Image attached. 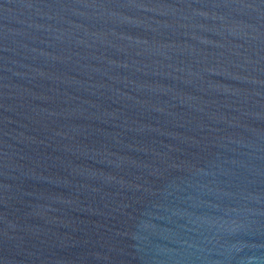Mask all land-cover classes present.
Returning a JSON list of instances; mask_svg holds the SVG:
<instances>
[{
	"label": "water",
	"instance_id": "95a60500",
	"mask_svg": "<svg viewBox=\"0 0 264 264\" xmlns=\"http://www.w3.org/2000/svg\"><path fill=\"white\" fill-rule=\"evenodd\" d=\"M0 264H264V0H0Z\"/></svg>",
	"mask_w": 264,
	"mask_h": 264
}]
</instances>
